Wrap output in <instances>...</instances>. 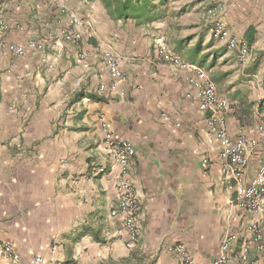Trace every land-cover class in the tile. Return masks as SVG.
<instances>
[{"label":"crops","instance_id":"obj_1","mask_svg":"<svg viewBox=\"0 0 264 264\" xmlns=\"http://www.w3.org/2000/svg\"><path fill=\"white\" fill-rule=\"evenodd\" d=\"M202 1L173 0L140 26L111 18L99 2L0 0V245L9 243L19 264H179L169 251L178 245L209 264L225 242L226 264H264V202L254 212L237 206L198 107L201 78L158 57L164 47L196 67L229 104L230 140L254 139L264 124V0H217L243 60L238 45L209 36ZM107 54L121 59L123 78L110 76ZM102 123L134 148L125 167L138 206L130 249L110 214L121 167ZM247 157L244 184L264 165V143ZM0 264L10 262L0 256Z\"/></svg>","mask_w":264,"mask_h":264},{"label":"built area","instance_id":"obj_2","mask_svg":"<svg viewBox=\"0 0 264 264\" xmlns=\"http://www.w3.org/2000/svg\"><path fill=\"white\" fill-rule=\"evenodd\" d=\"M201 6L204 10L206 29L209 36L213 39L226 40L229 48H234L238 45L240 58L243 60L247 51L235 38L230 37L228 31L224 27L220 19L221 8L217 5V0H203ZM3 30L4 25L0 23V34ZM62 37L65 41L71 43L79 41V36L75 33L64 32ZM31 47L34 49L42 48L41 45L35 43H32ZM11 50L15 56L23 55V50L20 47L13 46ZM158 57L178 69L195 71L201 78L200 81L194 82L193 84L198 95V107L200 111L208 114V129L214 133L219 140V156L225 162V168L235 182L236 204L239 208L246 211H258L264 202V165L247 184L243 183V179L248 165L247 155L249 151L259 143H264V124L256 129V136L254 139L247 140L244 136H240L234 141H231L225 125V112L228 110L229 104L225 99L217 95L213 82L198 71L196 67L183 62L176 54L167 48H160L158 50ZM105 64L113 79L123 78L121 70L122 61L119 57L107 54L105 56ZM103 91L104 88L100 87V92ZM101 127L103 131V142L108 150V155L121 167V174L115 182L116 204L110 214L111 217L120 220L121 226L127 234L125 247L130 249L137 241L135 216L138 206L131 184L126 177L125 167L134 156V148L130 142L114 138L108 123H102ZM101 172L102 170L99 169L98 173ZM257 240L261 242V236H258ZM226 248L227 243L225 242L222 246L223 252L217 259L209 264H226L227 258L224 254ZM259 248H261V246H259ZM169 251L177 255L179 264H199L191 258L182 246L178 245L171 247ZM0 256L6 258L10 264H19V257L14 254L9 243L0 245ZM245 259L246 257H243V260ZM28 264L52 263L45 262L41 257H36L31 259Z\"/></svg>","mask_w":264,"mask_h":264},{"label":"trees","instance_id":"obj_3","mask_svg":"<svg viewBox=\"0 0 264 264\" xmlns=\"http://www.w3.org/2000/svg\"><path fill=\"white\" fill-rule=\"evenodd\" d=\"M86 2H99L106 13L116 20L132 19L136 25H148L160 19L164 11V0L155 3L154 0H86Z\"/></svg>","mask_w":264,"mask_h":264},{"label":"rangeland","instance_id":"obj_4","mask_svg":"<svg viewBox=\"0 0 264 264\" xmlns=\"http://www.w3.org/2000/svg\"><path fill=\"white\" fill-rule=\"evenodd\" d=\"M155 1L156 0H154V2ZM157 1H160V0H157ZM164 1H165V5L166 6L164 5L165 7L162 8V11H164V13H166L168 11L169 7H170V2L173 1V0H164Z\"/></svg>","mask_w":264,"mask_h":264}]
</instances>
